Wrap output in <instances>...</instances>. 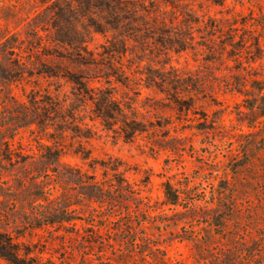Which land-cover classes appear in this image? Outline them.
Listing matches in <instances>:
<instances>
[{
    "label": "rangeland",
    "instance_id": "374dc122",
    "mask_svg": "<svg viewBox=\"0 0 264 264\" xmlns=\"http://www.w3.org/2000/svg\"><path fill=\"white\" fill-rule=\"evenodd\" d=\"M0 235L45 264H264V0H0Z\"/></svg>",
    "mask_w": 264,
    "mask_h": 264
},
{
    "label": "trees",
    "instance_id": "16d2710c",
    "mask_svg": "<svg viewBox=\"0 0 264 264\" xmlns=\"http://www.w3.org/2000/svg\"><path fill=\"white\" fill-rule=\"evenodd\" d=\"M55 158V160L58 159V153L51 154ZM93 196H96L97 198H101L100 202H108L115 201V198L111 195H107L106 189H104L100 184L97 183H90L89 184ZM165 196L167 197V200L169 203L177 205L180 204V198L181 193L177 189H175L170 183L165 184ZM62 204V203H61ZM69 205H65L63 208L60 209L58 212H51L48 211L42 215V218L44 219L43 224L39 223L37 225H34L35 227H41L42 225H53V224H59L63 225L65 222H73L77 219V217H74L70 214H72L73 210L68 208ZM94 217V218H93ZM91 219V225L95 226V215H93ZM2 237L3 242L2 246L0 247V257L4 258L6 261H8L10 264H45L43 257H29V252H26L25 257L22 256L19 253L18 247L16 244H14L12 238L6 237L4 235H0ZM31 252V251H30ZM50 262V261H49Z\"/></svg>",
    "mask_w": 264,
    "mask_h": 264
}]
</instances>
